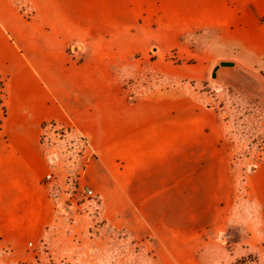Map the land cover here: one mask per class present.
<instances>
[{
	"label": "crops",
	"instance_id": "1",
	"mask_svg": "<svg viewBox=\"0 0 264 264\" xmlns=\"http://www.w3.org/2000/svg\"><path fill=\"white\" fill-rule=\"evenodd\" d=\"M14 2L0 0V73L9 80L8 111L0 125V176L20 185L23 216L37 215L39 223L53 217L40 137L47 123L66 125L92 149L85 173L96 191L110 204L116 201L123 218H132L140 234L154 238L167 260L211 263L206 249L220 246L215 237L244 209L222 115L181 89L183 84L127 95L114 73L121 65L113 63L119 54L102 52L99 30L109 23L110 11L128 7L132 38L165 41L157 48L165 60L198 56L207 65L205 73L218 61H236L264 76V0H20L21 7L36 10L37 16L30 17H18ZM66 22L91 25L88 38L62 31L59 25ZM14 28H20L18 33ZM200 40L208 42L203 47ZM74 45L81 48L75 55ZM162 70L180 80L204 77L179 73L170 62ZM255 169L248 185L249 211L244 210L254 218L262 244L264 159ZM32 183L40 204H30ZM27 225L17 223L4 235L17 254L29 243Z\"/></svg>",
	"mask_w": 264,
	"mask_h": 264
},
{
	"label": "rangeland",
	"instance_id": "2",
	"mask_svg": "<svg viewBox=\"0 0 264 264\" xmlns=\"http://www.w3.org/2000/svg\"><path fill=\"white\" fill-rule=\"evenodd\" d=\"M14 3L16 8L14 7L13 11L18 17L37 16L35 9L21 7L20 0H15ZM122 10L123 12L120 13L119 11ZM64 11L68 12L67 9ZM111 12L109 23L102 25V30H99L104 37L99 44L102 43L100 46L103 53L117 51L119 54L113 63L117 61L121 65L119 68L114 66V73L124 81L127 95L135 98L171 85L183 84L180 86L181 89L198 97V100H202L207 106L220 111L230 136L228 139L233 166L236 169L235 180L240 207L246 210L249 204L250 176L255 172V166L264 159V112L261 117L260 137L238 139L233 129L225 90L220 93L215 91L216 83L210 80V72H203L207 65L203 66L202 61L199 62L200 57L173 55L165 60L163 55H158L157 50L159 47L163 48L165 41L132 38L133 19L128 7L113 9L112 14ZM62 15L69 19L68 14H64L63 11ZM43 26L47 29L57 27L53 24H43ZM59 26L69 35L85 40L88 38L86 31L90 30L86 27L91 25L66 22ZM19 30L20 28L17 30L14 28V33H18ZM184 42L192 44L189 40ZM197 42H201L203 46L208 41ZM201 45H198L200 50ZM187 46L191 45L187 44ZM73 47L74 55L81 50L78 45ZM76 47L79 50H76ZM157 60L158 63L154 64ZM166 62H170L179 73L204 77L200 80L191 77L183 80L168 77L162 70ZM8 99L9 80L6 75L0 73V125L8 111ZM80 135L78 130L66 125L62 127L47 123L42 127L40 149L48 166L51 157L60 159V174L55 176L53 185L63 186L62 189L65 191L64 199H57L55 186L50 187V183L46 180L48 174L46 175L45 188L49 193L48 198L51 203L49 205L53 217L46 220L43 217V222L39 223L37 215L23 216L24 207L21 201L24 199V194H21L23 191L20 185L9 180L8 176H0V264H174L165 258L163 247H155L154 238L140 234L138 228L133 225L132 218H123L121 214L123 211L117 206L116 201L110 204L103 193L96 191L99 189L85 173L93 155L92 149L88 142L80 140ZM80 183L90 186L100 195L103 203L98 205L85 196L78 195L76 189ZM37 192L39 191L36 184L29 185V195L34 198L29 200L32 205L41 203L40 194ZM57 203H62L63 214L57 209ZM244 209H240V215L230 224L226 232L215 237V240H218L217 245L220 246L214 245L206 249L204 256L211 262L209 264H264V242L262 244L258 242L261 235L252 222L254 218L246 215ZM23 222L28 223L27 227L31 235L26 249L17 254L13 246L5 243L4 235L17 223ZM227 233L235 234L232 242L236 244L229 246L225 245L228 241L222 242L221 237Z\"/></svg>",
	"mask_w": 264,
	"mask_h": 264
},
{
	"label": "water",
	"instance_id": "3",
	"mask_svg": "<svg viewBox=\"0 0 264 264\" xmlns=\"http://www.w3.org/2000/svg\"><path fill=\"white\" fill-rule=\"evenodd\" d=\"M210 80L225 90L235 136L259 138L264 112V76L236 61L222 60L212 67ZM234 239V233L221 237L222 242Z\"/></svg>",
	"mask_w": 264,
	"mask_h": 264
},
{
	"label": "built area",
	"instance_id": "4",
	"mask_svg": "<svg viewBox=\"0 0 264 264\" xmlns=\"http://www.w3.org/2000/svg\"><path fill=\"white\" fill-rule=\"evenodd\" d=\"M224 89L221 85L219 84H216L215 85V91L217 93H220L222 92ZM77 134V133H76ZM80 140H82L83 142L87 143L86 140L84 139V137H82V135H80ZM77 140V139H76ZM57 158V159H56ZM51 157L49 159V173L46 177V180L48 183H50V187L51 186H55L54 189H56V198L57 199H64L65 197V191H63V186H57V185H53L54 184V181H55V176L57 177V175L60 174L59 172V166H60V159L58 157ZM256 167V166H255ZM77 190V193L78 195H83L85 196L86 198L90 199L91 201H93L95 204H101L103 203L102 202V199L100 197V195H98L97 193H95V191L90 187L88 186L87 184H84V183H80L79 187L76 189ZM68 195H73V193H68ZM57 209L59 210V212L61 214H63V211H62V203L58 204L57 203ZM30 246H33V244H30Z\"/></svg>",
	"mask_w": 264,
	"mask_h": 264
},
{
	"label": "bare ground",
	"instance_id": "5",
	"mask_svg": "<svg viewBox=\"0 0 264 264\" xmlns=\"http://www.w3.org/2000/svg\"><path fill=\"white\" fill-rule=\"evenodd\" d=\"M66 209H69V208H66Z\"/></svg>",
	"mask_w": 264,
	"mask_h": 264
}]
</instances>
